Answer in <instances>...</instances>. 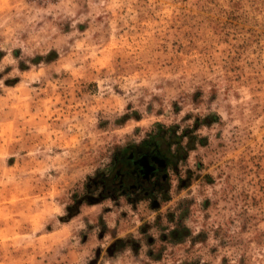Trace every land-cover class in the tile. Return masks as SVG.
<instances>
[{
  "label": "rangeland",
  "instance_id": "374dc122",
  "mask_svg": "<svg viewBox=\"0 0 264 264\" xmlns=\"http://www.w3.org/2000/svg\"><path fill=\"white\" fill-rule=\"evenodd\" d=\"M0 264H264V0H0Z\"/></svg>",
  "mask_w": 264,
  "mask_h": 264
},
{
  "label": "trees",
  "instance_id": "16d2710c",
  "mask_svg": "<svg viewBox=\"0 0 264 264\" xmlns=\"http://www.w3.org/2000/svg\"><path fill=\"white\" fill-rule=\"evenodd\" d=\"M159 130V133L155 134V136H150L138 146L127 148L128 154H125L126 150H124L115 161L117 168L114 175L111 177H103L101 174L97 176L101 178L100 183L102 190L100 196L102 195L104 198L111 197V194L108 193V189H113L114 186L117 188L119 187L118 190L124 192V194L126 192L139 193L138 195L146 198L155 191L164 190L162 183L166 182L167 179L165 170L168 166L174 168L176 160L175 157L170 155L166 156L165 153L161 152L163 134L166 131L171 132L173 127L164 129L159 126ZM165 150L168 154L169 143H165ZM147 168H149V170ZM127 178L131 180L130 183L128 182V185L124 184ZM153 178L155 180L151 182ZM116 179L118 180V185ZM107 180H109L108 183L104 182Z\"/></svg>",
  "mask_w": 264,
  "mask_h": 264
},
{
  "label": "flooded vegetation",
  "instance_id": "af4514ba",
  "mask_svg": "<svg viewBox=\"0 0 264 264\" xmlns=\"http://www.w3.org/2000/svg\"><path fill=\"white\" fill-rule=\"evenodd\" d=\"M149 170V168H147ZM151 171V170H150Z\"/></svg>",
  "mask_w": 264,
  "mask_h": 264
}]
</instances>
